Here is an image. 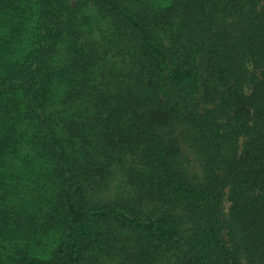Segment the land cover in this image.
I'll use <instances>...</instances> for the list:
<instances>
[{
    "label": "trees",
    "instance_id": "16d2710c",
    "mask_svg": "<svg viewBox=\"0 0 264 264\" xmlns=\"http://www.w3.org/2000/svg\"><path fill=\"white\" fill-rule=\"evenodd\" d=\"M244 257L264 264V0H0V264Z\"/></svg>",
    "mask_w": 264,
    "mask_h": 264
},
{
    "label": "rangeland",
    "instance_id": "374dc122",
    "mask_svg": "<svg viewBox=\"0 0 264 264\" xmlns=\"http://www.w3.org/2000/svg\"><path fill=\"white\" fill-rule=\"evenodd\" d=\"M244 143H245V141L242 140V141H241V146H243ZM191 159H195V156L192 155V156H191ZM192 167H193V169H194L195 171H196V170L199 171V169H200V167L198 166V164L195 163V162L192 163ZM121 182H122V176H121L120 174H118V176L114 179V181H113V183H112V191H113L112 193L118 192V189H119L120 186H121ZM229 205H230L229 202H227L226 207L228 208ZM186 221H187L186 218L182 219V223H186ZM183 225H184V224H183ZM242 262H243V264H247V259H246V257H244V258L242 259Z\"/></svg>",
    "mask_w": 264,
    "mask_h": 264
}]
</instances>
